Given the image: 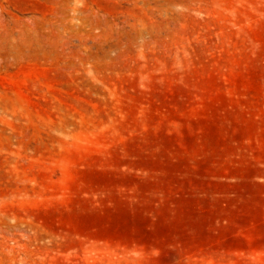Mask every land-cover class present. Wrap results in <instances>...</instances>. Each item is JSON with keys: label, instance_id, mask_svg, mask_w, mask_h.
Wrapping results in <instances>:
<instances>
[{"label": "rangeland", "instance_id": "obj_1", "mask_svg": "<svg viewBox=\"0 0 264 264\" xmlns=\"http://www.w3.org/2000/svg\"><path fill=\"white\" fill-rule=\"evenodd\" d=\"M0 264H264V0H0Z\"/></svg>", "mask_w": 264, "mask_h": 264}]
</instances>
